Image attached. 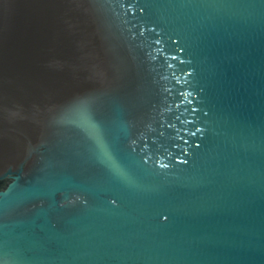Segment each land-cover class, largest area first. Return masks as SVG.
I'll use <instances>...</instances> for the list:
<instances>
[{"label":"water","instance_id":"95a60500","mask_svg":"<svg viewBox=\"0 0 264 264\" xmlns=\"http://www.w3.org/2000/svg\"><path fill=\"white\" fill-rule=\"evenodd\" d=\"M0 264H264V0H0Z\"/></svg>","mask_w":264,"mask_h":264},{"label":"clouds","instance_id":"9594fccd","mask_svg":"<svg viewBox=\"0 0 264 264\" xmlns=\"http://www.w3.org/2000/svg\"><path fill=\"white\" fill-rule=\"evenodd\" d=\"M197 131H200L199 129ZM180 163H186V161L181 160ZM166 167V166H165ZM114 203V202H113Z\"/></svg>","mask_w":264,"mask_h":264}]
</instances>
